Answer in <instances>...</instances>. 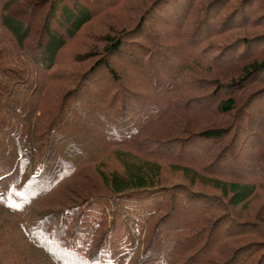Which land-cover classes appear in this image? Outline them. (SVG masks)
Instances as JSON below:
<instances>
[{"label":"trees","instance_id":"obj_1","mask_svg":"<svg viewBox=\"0 0 264 264\" xmlns=\"http://www.w3.org/2000/svg\"><path fill=\"white\" fill-rule=\"evenodd\" d=\"M263 94L264 0H0V264H264Z\"/></svg>","mask_w":264,"mask_h":264},{"label":"rangeland","instance_id":"obj_2","mask_svg":"<svg viewBox=\"0 0 264 264\" xmlns=\"http://www.w3.org/2000/svg\"><path fill=\"white\" fill-rule=\"evenodd\" d=\"M142 1H141V3L139 2L138 4H136V3H134V1L133 2H131V6H130V8H132V15H133V17L136 15V17L137 16H139V9L142 7ZM144 5V4H143ZM247 10V8L245 7V11ZM240 17H236V18H234L233 19V21L235 22V23H239V19ZM254 30H257L258 31V28H255ZM255 33V32H254ZM260 34V33H259ZM229 36H230V38H229V40L231 41V40H233L234 41V43L235 42H237L238 43V40L240 39V38H236L237 36H238V34H236V35H231V34H229ZM240 37V36H239ZM248 37H251V35H248ZM82 37H80V39H81ZM237 39V40H236ZM87 39L85 38V36L83 37V40L82 41H80L79 43H75L74 44V47L75 48H77L76 50L77 51H75V50H72L73 51V54H77V52H79V50L85 45V44H87ZM82 50V49H81ZM80 50V51H81ZM71 60H73V59H71ZM118 62H116V67H119L120 65H122L123 67H121L120 66V71H119V73H120V75H121V78H122V80H126V81H130V82H132V80H134V79H137V81H141L139 78H138V76L136 77V76H134L133 78H131V76L128 74V71H126V67L127 68H129V66H128V63L124 60V58L123 57H120V58H118ZM66 64H69V57H66V56H64L63 57V59L62 60H60V64H58L56 67H57V69L58 68H60L61 69V67H62V65H66ZM87 65V64H86ZM69 67L70 66H66V70L67 69H69ZM55 71H56V68H55V70H53L51 73H49V75L51 76V77H54V78H50V76L48 77V79H47V81H46V85H45V90H46V92L48 93V95H50V97H53V98H57L56 96V94H57V89H58V86H59V82L57 83L56 82V80H55V78H56V76L58 75V74H56L55 73ZM238 77V76H237ZM136 81V80H135ZM142 83L143 84H146V83H148V81H146V80H143L142 81ZM76 84V83H75ZM118 107V106H117ZM111 111H113V108H111V110H110V112ZM248 113H250V115L252 116V120H253V122H254V124L255 125H257V123L259 124L260 122H261V120H262V116H263V112H264V94L262 95V97H256V98H254L252 101H251V103H250V105H249V107L247 108V110H246ZM116 113V112H115ZM100 118H98V117H96V122H95V120H94V118H91L90 117V122H91V124H90V126L87 124L86 125V132H85V136H83V137H81L80 138V140H83V142H85V143H80V144H78L79 146H80V151L79 152H81V153H87V151L89 152V153H91L92 151H98V149H101L100 151H99V161L101 162V163H105L106 165H107V159H109V157H110V154H111V152H109V153H107V151L108 150H110L109 148H111V146H109V144H106L105 142H104V136H103V131L101 130L104 126H109L110 125V123H108V119H107V117H103V116H99ZM78 121V120H77ZM121 121V119H119L118 120V122H120ZM94 123V124H93ZM81 124V123H80ZM89 126V127H88ZM259 125H257L256 126V128L258 127ZM80 127V125L78 124V122H76V124L74 125V127H73V130L75 131V129L77 130L78 128ZM83 144V145H82ZM112 149H114V147H112ZM97 151H96V153H97ZM104 151V152H103ZM103 152V153H102ZM90 155H94V154H90ZM109 161V160H108ZM110 167H108V168H110V170H113V165H110V164H108ZM115 169H117V167L115 168ZM89 172L90 171H87V174H89ZM85 181V179H83V177L82 178H75L74 179V181L73 182H71V183H73V184H75V186L76 187H79L78 185V183L79 182H81V183H83ZM65 183V182H64ZM66 184V183H65ZM65 184H62L63 185V188L65 189V187H67V189H69L68 188V186H66ZM65 185V186H64ZM62 195V194H61ZM61 195H59V196H61ZM55 200H56V198H54ZM130 204H127V206H129ZM93 216H90L91 218H90V220H92V219H94L95 217H94V214H92ZM116 227H118V226H116ZM117 230L116 231H114L113 232V234H112V238H111V243H113L115 240H117V241H119L120 243H123L122 242V236H118L117 235ZM120 234V233H119ZM114 240V241H113ZM81 245H79V244H76V246L75 247H80ZM123 246H124V244H123ZM123 248H125V247H123Z\"/></svg>","mask_w":264,"mask_h":264}]
</instances>
